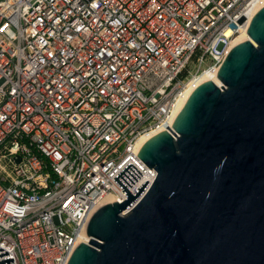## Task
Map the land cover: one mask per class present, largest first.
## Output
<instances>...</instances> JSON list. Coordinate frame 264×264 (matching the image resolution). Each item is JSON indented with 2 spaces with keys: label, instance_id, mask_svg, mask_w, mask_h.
<instances>
[{
  "label": "built area",
  "instance_id": "obj_1",
  "mask_svg": "<svg viewBox=\"0 0 264 264\" xmlns=\"http://www.w3.org/2000/svg\"><path fill=\"white\" fill-rule=\"evenodd\" d=\"M259 2L0 0V249L13 264H67L101 201L127 198L113 178L128 164L141 174L128 192L148 190L139 139L171 130Z\"/></svg>",
  "mask_w": 264,
  "mask_h": 264
},
{
  "label": "water",
  "instance_id": "obj_2",
  "mask_svg": "<svg viewBox=\"0 0 264 264\" xmlns=\"http://www.w3.org/2000/svg\"><path fill=\"white\" fill-rule=\"evenodd\" d=\"M246 34L142 145L148 190L131 195L141 174L124 167L127 198L93 213L67 264H264V6ZM0 264H13L2 249Z\"/></svg>",
  "mask_w": 264,
  "mask_h": 264
},
{
  "label": "bare ground",
  "instance_id": "obj_3",
  "mask_svg": "<svg viewBox=\"0 0 264 264\" xmlns=\"http://www.w3.org/2000/svg\"><path fill=\"white\" fill-rule=\"evenodd\" d=\"M264 6V0H260L259 5L257 6V10ZM248 36L246 34V31L241 32L238 36H236L235 38H233L230 43L228 44L227 48H226V52H228L229 50H231L234 46H236L237 44H239L240 42L247 40ZM218 67H209L204 69L199 75L198 77H196L188 86V89L183 97V99L180 101L178 107H177V113L180 111V109L182 108V106L184 105V103L186 102L187 98L189 97V95L195 90V88H197L200 84L206 82V81H213L216 82V72H217ZM217 83V82H216ZM160 132H163L161 129H157L155 131H152L144 136H142L138 143L137 146H142L149 138L153 137L156 134H159ZM113 202V199L111 197H106L101 201V205L107 204V203H111ZM88 237L83 235L82 237H80L78 242L81 243H86L88 242Z\"/></svg>",
  "mask_w": 264,
  "mask_h": 264
},
{
  "label": "rangeland",
  "instance_id": "obj_4",
  "mask_svg": "<svg viewBox=\"0 0 264 264\" xmlns=\"http://www.w3.org/2000/svg\"><path fill=\"white\" fill-rule=\"evenodd\" d=\"M212 62L211 61H207L205 64L202 65V69H206V68H209V67H212ZM195 72V67H192L191 68V73H194Z\"/></svg>",
  "mask_w": 264,
  "mask_h": 264
}]
</instances>
